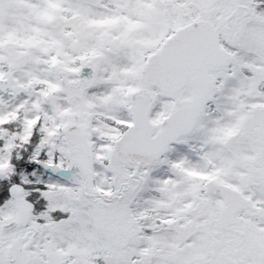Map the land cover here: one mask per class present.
<instances>
[{"label": "snow or ice", "instance_id": "6c2138e0", "mask_svg": "<svg viewBox=\"0 0 264 264\" xmlns=\"http://www.w3.org/2000/svg\"><path fill=\"white\" fill-rule=\"evenodd\" d=\"M0 264H264V0H0Z\"/></svg>", "mask_w": 264, "mask_h": 264}]
</instances>
